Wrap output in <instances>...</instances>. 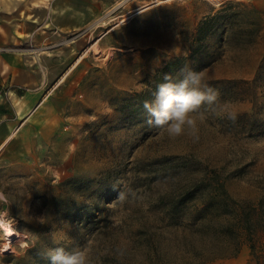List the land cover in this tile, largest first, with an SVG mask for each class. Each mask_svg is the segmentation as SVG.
Returning a JSON list of instances; mask_svg holds the SVG:
<instances>
[{"label": "rangeland", "instance_id": "rangeland-1", "mask_svg": "<svg viewBox=\"0 0 264 264\" xmlns=\"http://www.w3.org/2000/svg\"><path fill=\"white\" fill-rule=\"evenodd\" d=\"M31 1L0 6V49L40 66L44 97L3 147L0 166L18 165L0 167V264H51L55 247L88 264H256L237 213L264 254V0H113L51 22ZM208 16L171 77L200 73L216 111L170 138L145 96Z\"/></svg>", "mask_w": 264, "mask_h": 264}, {"label": "crops", "instance_id": "crops-1", "mask_svg": "<svg viewBox=\"0 0 264 264\" xmlns=\"http://www.w3.org/2000/svg\"><path fill=\"white\" fill-rule=\"evenodd\" d=\"M4 1L0 0V6H3ZM85 1L88 4H81ZM112 2L113 0H32L29 8L43 10V13L35 15L34 18H45L50 22L52 19H57V13L62 14V12L74 10L64 16V19L71 21L70 17H77V13L89 18V15L94 14V10L106 8ZM21 57L19 53L0 49V160L4 159V154L7 153L3 147L8 138L18 135L20 127L18 122L25 110V105L34 111L44 98H41L40 66H36L34 60L26 61V63L20 59ZM19 89H26V91L19 92ZM9 92L11 96L7 95ZM10 106L12 107L11 113L9 112ZM17 165L18 162H12L4 163L0 167L14 171Z\"/></svg>", "mask_w": 264, "mask_h": 264}, {"label": "clouds", "instance_id": "clouds-1", "mask_svg": "<svg viewBox=\"0 0 264 264\" xmlns=\"http://www.w3.org/2000/svg\"><path fill=\"white\" fill-rule=\"evenodd\" d=\"M164 80L157 87L154 99L144 101L143 108L150 119L148 124L166 131L170 138L184 135L186 131L194 135L197 130V114L202 121L203 106L215 112L218 103V93L208 87L200 73L186 70L182 79L174 82L172 77L165 74ZM118 196H121L119 193ZM51 264H88L83 251H66L63 247L48 249L45 253Z\"/></svg>", "mask_w": 264, "mask_h": 264}, {"label": "trees", "instance_id": "trees-1", "mask_svg": "<svg viewBox=\"0 0 264 264\" xmlns=\"http://www.w3.org/2000/svg\"><path fill=\"white\" fill-rule=\"evenodd\" d=\"M213 17L212 16H208L204 21H201L200 24L198 25L197 29H196V35L194 37V43H196V47L192 49V52L190 55L188 56H181V57H175L171 60H169L161 69H159L157 71V77L156 80L154 81V86H151V89L148 91V94H146L145 98L147 99V96L151 97L154 96L156 91H157V85L166 82L164 80V76L165 74H168L170 76H172V74L174 73V71L176 70V68L178 67L179 64L181 63H185L187 60L190 59H196L194 56L195 53H201L202 50L201 47H203V43L202 41L204 40L205 36L207 35L211 23H212ZM185 201H187L186 199H182L181 203H184ZM238 220L240 221L241 225H240V229L243 230V232L246 235V238L249 241V246L250 249L252 251V253L254 254V256L256 257V264H264V254L260 255V254H256V243L254 241L253 236L257 235L256 230H253L252 226H251V222L250 219L246 216V213L244 212V210L242 208H238Z\"/></svg>", "mask_w": 264, "mask_h": 264}, {"label": "bare ground", "instance_id": "bare-ground-1", "mask_svg": "<svg viewBox=\"0 0 264 264\" xmlns=\"http://www.w3.org/2000/svg\"><path fill=\"white\" fill-rule=\"evenodd\" d=\"M0 223L3 225V230L5 232H8V224L7 223H4V221L2 219H0ZM9 233H7L8 235Z\"/></svg>", "mask_w": 264, "mask_h": 264}]
</instances>
